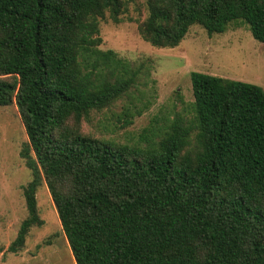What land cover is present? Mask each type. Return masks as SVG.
I'll use <instances>...</instances> for the list:
<instances>
[{
  "label": "trees",
  "instance_id": "1",
  "mask_svg": "<svg viewBox=\"0 0 264 264\" xmlns=\"http://www.w3.org/2000/svg\"><path fill=\"white\" fill-rule=\"evenodd\" d=\"M136 1L0 0V106L17 109L32 176L8 249L42 226L45 184L75 264H264L260 86L192 72V116L151 128L145 147L83 132L145 73L98 48L100 22ZM143 2L138 32L153 47L178 46L193 25L209 37L245 25L264 44V0Z\"/></svg>",
  "mask_w": 264,
  "mask_h": 264
},
{
  "label": "rangeland",
  "instance_id": "2",
  "mask_svg": "<svg viewBox=\"0 0 264 264\" xmlns=\"http://www.w3.org/2000/svg\"><path fill=\"white\" fill-rule=\"evenodd\" d=\"M146 15L143 0H138L128 4L122 22L113 23L108 16L100 22L98 48L112 50L131 64L142 63L145 73L127 96L92 112L83 122L84 133L145 147L143 136L151 128H161L177 115L192 116V72L251 83L264 90V44L252 37L247 26H230L225 33L209 37L203 27L193 25L178 46L156 48L138 32ZM127 113L132 116L131 124L124 126ZM27 143L16 107L0 106V264H75L45 184L35 194L42 226L30 228L18 252L8 249L28 215L23 188L32 176L21 157Z\"/></svg>",
  "mask_w": 264,
  "mask_h": 264
},
{
  "label": "water",
  "instance_id": "3",
  "mask_svg": "<svg viewBox=\"0 0 264 264\" xmlns=\"http://www.w3.org/2000/svg\"><path fill=\"white\" fill-rule=\"evenodd\" d=\"M54 206H55V209L57 210V207H56V205L54 204Z\"/></svg>",
  "mask_w": 264,
  "mask_h": 264
}]
</instances>
